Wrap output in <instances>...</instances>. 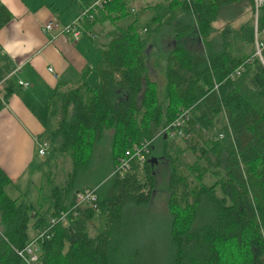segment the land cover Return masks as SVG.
Returning <instances> with one entry per match:
<instances>
[{"label":"trees","instance_id":"16d2710c","mask_svg":"<svg viewBox=\"0 0 264 264\" xmlns=\"http://www.w3.org/2000/svg\"><path fill=\"white\" fill-rule=\"evenodd\" d=\"M131 2L109 0L95 17L96 23L113 26L104 35L106 44L95 46L96 86L86 84V69L76 87L59 84L43 105L51 125L37 142L45 139L48 149L33 169L46 193L48 186L45 199L33 206L25 196L10 198L5 188L12 183L0 170V264H21L17 252L28 244L36 246L38 264H264V65L253 57V1L162 0L138 8L139 14L150 11L148 18L139 21L134 14L117 26L131 14ZM9 20L0 4V29ZM218 21L225 25L215 28ZM255 33L262 46L264 0ZM168 37L175 44L165 52ZM180 38L200 43L201 61L178 43ZM151 46L161 55L154 67L164 78L165 104L149 77ZM238 67L240 75L228 78ZM13 70L8 58H0V108L15 91L9 79ZM185 109L189 118L183 137L176 139L186 143L192 164L181 160L176 145L168 148L176 139L161 133ZM106 132L111 133L106 174L78 185ZM154 136L170 169L162 252L154 227L138 216L153 191L151 164H144L143 180L135 171L109 176L126 149ZM57 155L70 159L63 186L54 185L46 171ZM149 158L158 159L152 152ZM93 187L95 211L84 207L67 225L48 229L46 220L71 206L75 192ZM95 217L102 227L90 234Z\"/></svg>","mask_w":264,"mask_h":264},{"label":"crops","instance_id":"0c3cea01","mask_svg":"<svg viewBox=\"0 0 264 264\" xmlns=\"http://www.w3.org/2000/svg\"><path fill=\"white\" fill-rule=\"evenodd\" d=\"M0 4L10 15L9 22L0 29V58H8L13 63L14 70L9 79L15 85L14 93L0 108V170L15 186L28 168L35 170L36 143L48 118L43 105L49 100L52 90L61 83V89L76 87L80 74L86 69L89 70L85 75L86 84L91 88L96 86L97 76L92 68L99 55L95 46L100 47L107 42L104 36H97V28L101 25L106 27V22L96 23L94 20L90 25L93 39L81 36L73 41L71 36L57 35V31L43 34L41 28L50 20H55L59 26L73 23L79 13L78 0H0ZM146 11L148 18L150 11ZM143 19L138 18L139 21ZM174 44L172 40L171 47ZM166 48L165 52L170 45ZM262 48L260 54L264 45ZM157 53V59L161 60ZM159 63L162 65L161 61ZM149 77L151 79L150 71ZM19 82L28 84V87H20ZM163 89V96L158 98L165 104V87ZM152 139L150 152L153 154V142L157 137ZM149 164L154 169L156 163Z\"/></svg>","mask_w":264,"mask_h":264},{"label":"rangeland","instance_id":"374dc122","mask_svg":"<svg viewBox=\"0 0 264 264\" xmlns=\"http://www.w3.org/2000/svg\"><path fill=\"white\" fill-rule=\"evenodd\" d=\"M159 1L162 0H132L131 4H129L130 10L132 9L133 12L125 18L123 21L117 23V26H123L128 24L129 21L133 19L134 14L139 18H146L147 16V11L139 14L137 13L138 7L144 6V5H151L158 3ZM253 5V3H252ZM242 10L246 12V17H250V11L247 8L245 4L241 6ZM259 9V8H258ZM258 9H253V49H254V54L253 57L257 58L263 65H264V60L262 59L260 54V49L263 50V43L262 46L257 43V33H255V25H256V20L258 16ZM141 17V18H140ZM144 20V19H143ZM106 27L98 26L97 28V36H104L108 31H111L110 29L112 28L111 25L108 24V22L105 23ZM222 25H225L224 21H218L217 23L213 24L215 28H220ZM100 27L102 29L100 30ZM144 34V33H142ZM169 43H172V40L170 37L165 39L164 45H168ZM179 44H183V46L191 53L194 55L195 61H201V55L202 58L204 56L202 52V46L200 43L197 41L196 43L193 42V40L189 41L185 38H180L178 40ZM198 51H199V57H198ZM264 53V51H263ZM201 54V55H200ZM158 53L157 50L154 46L150 47V56H149V61L147 62V67H150V76L151 79L156 83V91L158 92V97L163 96V91H164V79L162 72L154 67V61L157 59ZM91 86L92 83H89ZM162 101V99H161ZM44 128H49L51 125V121L49 118H47L46 123L44 124ZM110 137L111 133L106 132L105 136L103 137V140L101 141L100 145H97L94 148L93 155L90 157L88 163V168L85 173L80 174V177L82 178V181H77L78 185H89L92 182L96 180H100L107 172L108 165H109V142H110ZM42 142H45L48 147V143L46 140H42ZM153 155L158 157L156 161V165L153 169L154 172V187L153 191L151 193V198L150 202L147 205L145 209L142 210V213H140L138 216L143 217L144 220H146L149 224H151L154 229H152V233L156 236H159L157 238V244L160 247V250L164 248V244L162 241V231L163 227H165V220L167 219L166 217V187L168 184V179L170 176V169L168 163L160 158V151H161V143L159 139H155L153 142ZM174 145L177 146L176 152L178 153L179 157L181 160L185 163L192 164L194 161L193 155L185 149L186 143L184 141H176L169 144L168 148L174 149ZM171 149L168 151L171 152ZM185 149V150H184ZM160 150V151H159ZM168 152V153H169ZM42 158L40 156L35 155L34 158V163L40 162ZM71 169L70 165V159L68 158L67 155L60 156L57 155L56 160L54 163L51 165L50 168H46V171H49V175L51 176L50 179L54 185L58 186H63L66 178L67 172ZM111 172V171H110ZM138 177L141 178V173H137ZM110 176V173H109ZM144 178V176H143ZM143 178H141L143 180ZM43 181L41 174L33 170L31 171L29 168L26 170V172L19 178V181L15 184V186H7L5 188L6 194L10 197L13 198L15 196H25L30 203V205L36 206L37 204V199H45V195L48 193V186H46V190L43 189L42 187ZM44 185V184H43ZM39 186V187H38ZM41 187V188H40ZM92 187V185H90ZM96 187H93V189ZM219 193V192H218ZM219 195V194H218ZM133 222L136 221V219H132ZM102 227V221L100 220L99 217H95L94 219L91 220L90 226H89V232L90 234H94V229H101ZM161 250V252H162ZM157 250H156V255L157 256ZM165 255V254H162ZM160 256V254H159ZM21 264H25L22 262Z\"/></svg>","mask_w":264,"mask_h":264},{"label":"built area","instance_id":"2783aa9c","mask_svg":"<svg viewBox=\"0 0 264 264\" xmlns=\"http://www.w3.org/2000/svg\"><path fill=\"white\" fill-rule=\"evenodd\" d=\"M109 0H90L89 2L82 4L81 0H78L80 4L79 13L77 19L70 25L59 26L55 20H50L45 23L41 32L43 34L57 31V35L60 36H71L73 41H77L81 36L88 37L89 39L94 38V34L91 31L83 29L84 24L91 25L98 12ZM255 9H258L262 0H252ZM243 68L238 67L231 73L228 78L232 79L238 77L242 72ZM50 72V69H47ZM20 87L27 88L28 84L18 83ZM189 118L188 110H181L175 119L171 121L161 133H164L165 137L169 139L182 138V127ZM222 135H218V139H221ZM153 139L142 140L136 145L126 149L123 154L117 159L114 164L110 176L124 177L128 173L135 171L141 173L143 178V166L149 160L150 147ZM48 147L45 142L39 141L36 143V155L44 156ZM96 188L83 189L82 191L75 192L71 206L66 210L58 212L54 217H50L46 220L48 229L56 226H65L69 222V216L74 217L79 209L87 207L91 210H96L97 198L95 194ZM17 255L23 260L25 264H38V254L36 246L34 244L26 245L22 250L17 252Z\"/></svg>","mask_w":264,"mask_h":264},{"label":"water","instance_id":"95a60500","mask_svg":"<svg viewBox=\"0 0 264 264\" xmlns=\"http://www.w3.org/2000/svg\"><path fill=\"white\" fill-rule=\"evenodd\" d=\"M147 162H148V163H151V162H152V163H154V164L156 163V161H155L154 159H149Z\"/></svg>","mask_w":264,"mask_h":264}]
</instances>
